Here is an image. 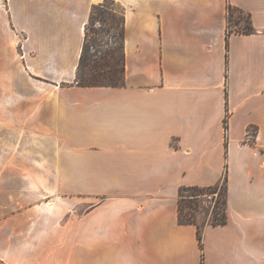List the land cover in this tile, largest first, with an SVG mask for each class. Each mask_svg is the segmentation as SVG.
Here are the masks:
<instances>
[{"label":"crops","instance_id":"0c3cea01","mask_svg":"<svg viewBox=\"0 0 264 264\" xmlns=\"http://www.w3.org/2000/svg\"><path fill=\"white\" fill-rule=\"evenodd\" d=\"M101 1L0 0V264H264V0H115L124 83L79 86ZM225 175L200 247L178 190Z\"/></svg>","mask_w":264,"mask_h":264},{"label":"trees","instance_id":"16d2710c","mask_svg":"<svg viewBox=\"0 0 264 264\" xmlns=\"http://www.w3.org/2000/svg\"><path fill=\"white\" fill-rule=\"evenodd\" d=\"M117 5L121 7L120 16L117 15ZM243 11L239 8L228 6L227 28L230 33V18L237 13L235 21V32L250 33L253 27L250 23L249 14H246V23L238 25L242 19ZM95 21L99 28L93 29ZM124 10L115 0H102L91 7L88 20L84 28V39L76 69L74 83L79 86H121L124 83L125 53H124ZM91 34L95 35L92 39ZM92 39V40H91ZM91 40V41H90ZM92 42V44H91ZM93 45V46H92ZM92 46V54L89 48ZM97 46V47H96ZM106 46V47H105ZM227 177L209 186L189 185L182 186L178 190V220L181 224H193L196 226L199 246L202 247L201 226L195 218L194 211L197 210L200 198L210 196V202L214 201L210 222L212 225H224L227 222L226 213V186ZM220 187L219 198L213 195ZM188 192L184 195L183 192ZM188 200V201H186ZM207 201V200H205Z\"/></svg>","mask_w":264,"mask_h":264},{"label":"rangeland","instance_id":"374dc122","mask_svg":"<svg viewBox=\"0 0 264 264\" xmlns=\"http://www.w3.org/2000/svg\"><path fill=\"white\" fill-rule=\"evenodd\" d=\"M113 7L116 9L117 15L120 16V11H122L121 7H119L117 5H114ZM241 15L243 16V18L238 20V25L243 26L246 23L245 19H246L247 15L244 12H242ZM236 19H237V13H233V16H231V18H230V29L231 30L237 28L236 25H235ZM98 28H99L98 22L95 21V24L93 25V29L96 30ZM91 37H92V39H94L95 35L91 34ZM91 44H92V42H91ZM92 46L89 48V53L90 54H92V50H93ZM21 78H29V76L23 70L0 71V79H21ZM219 192H220V187L217 188L216 192L213 194L215 196V199L219 198ZM183 194L187 195L188 192L184 191ZM210 196L211 195H209L208 197L206 196L204 198H200L199 199L197 210L194 211L196 220H197V217L198 218L201 217V215L205 214L206 212H209L210 209L212 211V208H213V205H214V201L210 202ZM70 200H71L70 207L73 209L72 206H73V203H74V206L76 208V200L75 201H74V199H70ZM205 200H207V201H205ZM186 201H188V200H186ZM211 216H212V213H211Z\"/></svg>","mask_w":264,"mask_h":264},{"label":"built area","instance_id":"2783aa9c","mask_svg":"<svg viewBox=\"0 0 264 264\" xmlns=\"http://www.w3.org/2000/svg\"><path fill=\"white\" fill-rule=\"evenodd\" d=\"M254 138H255V130L252 129V128H249V129L247 130V139H248L249 141L253 142V141H254Z\"/></svg>","mask_w":264,"mask_h":264}]
</instances>
